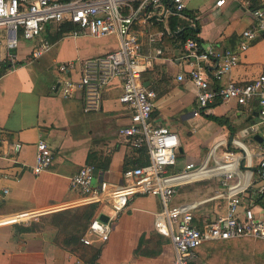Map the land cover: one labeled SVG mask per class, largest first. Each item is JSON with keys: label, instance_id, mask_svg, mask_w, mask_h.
Returning a JSON list of instances; mask_svg holds the SVG:
<instances>
[{"label": "crops", "instance_id": "obj_1", "mask_svg": "<svg viewBox=\"0 0 264 264\" xmlns=\"http://www.w3.org/2000/svg\"><path fill=\"white\" fill-rule=\"evenodd\" d=\"M261 7L264 0H226L221 6L216 5V0H187L188 14L181 16L190 26V14L195 15L197 34L205 46L240 50L242 32L254 24L253 10ZM171 16L175 15L148 28L146 34L166 28L180 31L182 27L178 21L172 23L175 20ZM173 25L175 28H171ZM43 35L53 44L49 51L25 64L34 43L21 39L17 50L20 65L14 68L6 65L0 76V218L29 215L22 221L0 224V264H76L78 257L85 259L86 253L95 250L98 251L95 264H173L170 239L154 228L161 202L153 194L131 196L127 211L112 223L107 241L85 245L81 240L79 243L71 240L81 237L89 226L88 221L80 219L87 203L82 202L78 190L70 187L71 176L84 164L91 163L97 168V179L121 184L124 170L148 163L149 154L144 148L128 144L119 133L131 118L130 108L118 100L122 91L120 80H114L107 88L103 109L97 112L84 110L81 93L66 98L61 92L58 62L115 49L119 40L115 36L88 35L54 38V30ZM89 40L93 43H88ZM143 40L146 51L156 45L149 44L147 35ZM163 43L165 54L156 59L143 78L157 93L153 123L170 126L180 137L177 162L168 167V172H178L188 162H203L213 144L222 138L231 147H235V139L242 140L256 164L259 134L244 133V129L257 119V105L250 109L235 101L218 102L194 115L199 107L197 86L187 75L183 80L177 77L188 69L181 58L183 43L168 34L164 35ZM262 72L263 35L252 40L247 50L240 51L239 64L222 80H214L213 85L230 79L248 81ZM210 115L227 118V122L219 123ZM40 139L51 147L54 159L48 169L35 173L33 166ZM17 143L23 144L19 150L15 148ZM197 182L201 183L198 187H189L193 183L180 185L174 203L201 201L195 211L198 219L224 213L225 199L216 198L215 194L198 197L195 191L215 183L216 193L219 181ZM107 212L109 206H101L96 216ZM257 213L264 217V205ZM257 242L264 245V240ZM261 256L264 257V248Z\"/></svg>", "mask_w": 264, "mask_h": 264}, {"label": "built area", "instance_id": "obj_2", "mask_svg": "<svg viewBox=\"0 0 264 264\" xmlns=\"http://www.w3.org/2000/svg\"><path fill=\"white\" fill-rule=\"evenodd\" d=\"M226 0H216L221 6ZM187 0H0V67H18V48L21 39L32 40L33 47L25 64L52 48L43 34L48 30L63 31V36H115L118 47L103 53L77 57L57 63L61 76V92L66 98L81 93L86 112L101 111L105 92L120 80L122 91L118 100L131 110L130 123L119 129L122 138L134 148H144L149 162L127 167L124 182L114 183L97 179V168L86 163L71 176L70 187L78 190L84 203L109 206L107 220L96 216L81 236L85 245L110 238L112 223L127 211L131 196L153 194L158 196L161 208L154 220L155 230L167 236L174 250L173 264H209L200 258L197 248L206 241L252 238L264 240V217L257 213L263 205L256 200L264 196V72L248 81L222 80L240 61V51L247 50L252 40L264 36V7L255 8L254 24L243 30L239 49L205 46L198 34L183 41L182 60L187 75L197 86L199 107L194 115L205 112L212 104L235 101L250 109L257 105L259 113L244 133L259 134L258 161L252 162V153L240 139L231 147L227 139H219L210 148L207 158L196 164L188 162L178 172L169 173L176 164L180 146L179 134L168 125L154 124L152 114L156 90L148 87L143 75L156 59L165 54L163 37H174L179 29L147 32L148 28L163 22L169 15L184 14ZM191 16L190 26H196ZM147 35L150 51L145 50L143 37ZM7 66V67H8ZM22 143L15 148L21 149ZM54 152L44 139L37 143L35 173L50 167ZM217 179L216 198L227 201V209L214 217H196L199 200L174 203L177 188L182 184ZM27 213L0 218L1 223L28 218ZM76 264H95L81 257Z\"/></svg>", "mask_w": 264, "mask_h": 264}, {"label": "trees", "instance_id": "obj_3", "mask_svg": "<svg viewBox=\"0 0 264 264\" xmlns=\"http://www.w3.org/2000/svg\"><path fill=\"white\" fill-rule=\"evenodd\" d=\"M188 14L184 11L183 15ZM191 16H194L190 14ZM172 17V16H171ZM173 22L178 21L182 29L176 33L175 37L177 40H180L182 43L188 37H195L197 32L199 31L198 26H188L186 20L180 14H177L172 17ZM177 27V26H176ZM171 28H175L173 25ZM70 27H66L63 29L67 30ZM63 31H55L54 38H59L63 36ZM6 68V64L2 63L0 67V76L4 73ZM214 104H212L213 106ZM210 118L219 122L225 123L227 122V118L217 117L215 115H210ZM258 202L264 205V196H258L256 198ZM102 205L99 203H89L87 204L83 210V216L80 217L81 220H86L90 222L96 217L97 213L100 210ZM71 240L74 243H79L81 237H73ZM237 240V241H236ZM264 248L262 243H258L257 240L252 238H239V239H227V240H215V241H206L202 243L198 248V254L201 259L206 261L209 264H260L256 263L255 260L264 261L261 256V252ZM91 252V253H90ZM85 259L89 261H93L98 254V251H90Z\"/></svg>", "mask_w": 264, "mask_h": 264}, {"label": "rangeland", "instance_id": "obj_4", "mask_svg": "<svg viewBox=\"0 0 264 264\" xmlns=\"http://www.w3.org/2000/svg\"><path fill=\"white\" fill-rule=\"evenodd\" d=\"M72 41H73V39H71ZM88 43H93L91 40H89L88 41ZM62 59V58H61ZM59 60H60V58H59ZM193 184H195V183H193ZM190 185L189 187H194V186H196V187H198V186H200L201 185V183H196L195 185ZM196 187H195V189H196ZM217 187H218V185L217 184H215V183H211V185L208 187V188H202L203 190H201L200 188H198V189H196L195 191H196V193H199L198 194V197H207V196H209L210 194H215V190L217 189ZM207 194V195H206ZM191 195V194H190ZM181 194L179 193L178 194V199H180L181 197ZM237 241V240H236ZM263 259H264V257H263ZM255 262L256 263H260V264H264V261H258V260H255ZM241 264H242V262H241Z\"/></svg>", "mask_w": 264, "mask_h": 264}, {"label": "water", "instance_id": "obj_5", "mask_svg": "<svg viewBox=\"0 0 264 264\" xmlns=\"http://www.w3.org/2000/svg\"><path fill=\"white\" fill-rule=\"evenodd\" d=\"M256 138H259L260 140H262V137H261L260 135H257ZM100 218H101L102 220H107V216H106L105 214H101V215H100Z\"/></svg>", "mask_w": 264, "mask_h": 264}]
</instances>
